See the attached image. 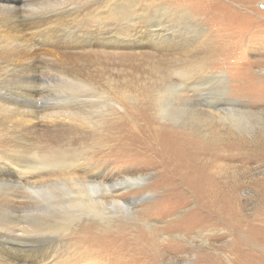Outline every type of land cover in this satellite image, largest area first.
<instances>
[{"label":"rangeland","instance_id":"374dc122","mask_svg":"<svg viewBox=\"0 0 264 264\" xmlns=\"http://www.w3.org/2000/svg\"><path fill=\"white\" fill-rule=\"evenodd\" d=\"M35 1L41 3L47 18L55 16L43 26L47 33L50 30L60 40L63 31L71 28L65 33L69 39L65 36L64 41L76 46L69 51L57 50L52 42L51 48L43 43L46 38L32 42L28 36L29 47H21V40L0 30L3 105L15 102L25 105L22 111L34 112L48 107L46 102L54 99L51 104L57 100L59 112L69 110V114L79 106L83 123L69 121L75 127L67 131L66 139L60 132L56 149L68 148L65 145L72 140L74 146L65 151L91 154L92 162L109 176L121 173L124 164L147 175L146 187L153 185L156 192L139 197L137 208L160 203L158 212L148 214L153 231L143 226L124 230L123 223L105 231L95 226L70 239H33L22 251L15 247L7 229L10 225L3 223L5 215L11 218L12 227L23 229L37 216L27 218L22 209L24 185L0 182V190L10 188L17 196L11 205H5V219L0 220V252L11 256L8 262L28 250L35 258L46 256L42 264H196L199 258H204L203 264H264V165H260L264 159V0ZM7 2L23 4L24 0H0ZM112 29L119 38L113 48H105L106 41L96 53L82 48L93 49V38ZM86 30L97 32L89 35V41H94L88 44L91 48L83 32ZM213 75L224 76L226 81L204 85L203 100L199 98L185 110L196 112V106L201 105L204 111L228 112L236 109L232 100L248 103L261 113L252 117L248 132L228 122L222 126L213 123L209 128L188 126L178 117L157 113L158 99L173 110L176 91L185 84L208 81ZM89 88L97 94L91 100V92L79 93ZM189 89L193 92L197 87ZM9 111L6 107L0 111V165L9 164L10 156L26 155L21 151L29 149L27 144L37 149L43 146L32 139L43 132H24L14 119L17 115L2 113ZM179 116H185L182 109ZM29 132L36 134H25ZM177 167L189 169L191 174H172ZM193 181L207 182L210 187L235 184L236 211L208 223L191 221L200 209L201 214L212 213L206 201L198 203L192 193H188L187 204L181 200L180 194L187 191L184 182ZM168 245L171 250H167Z\"/></svg>","mask_w":264,"mask_h":264},{"label":"bare ground","instance_id":"6f19581e","mask_svg":"<svg viewBox=\"0 0 264 264\" xmlns=\"http://www.w3.org/2000/svg\"><path fill=\"white\" fill-rule=\"evenodd\" d=\"M62 3L67 4L65 1ZM40 5L41 3L38 4L35 0H24L23 4L8 2L0 3V26H2L0 27V30H4L12 37L21 40L22 43L21 41L19 42L21 47L22 45L24 47H29L27 43L31 41L28 42V36L29 39L30 37L32 38V42H34V40L39 42V39L44 40L46 38L45 42L40 41L47 46L49 45V47V43L52 42L55 44L52 47H56L57 50L69 51L76 46V44L64 41L66 40L65 36L68 38V35L65 33L71 28H67L63 31L64 35L60 40L59 37L55 36L50 30L47 33L43 26L55 18V16L47 18V14L43 12V8ZM66 9H68V7ZM83 32L86 36H88V41L90 39L89 35L97 33L95 31L91 32L87 30ZM96 38L99 39L97 40ZM93 40L96 43L93 49H87L85 47L82 48L84 50H89L91 53H96L102 42L106 41L105 48L111 49L116 45L115 40L118 41L119 38L117 37L116 32L112 29L111 31L99 34L97 37L93 38ZM93 40L89 42L87 41L88 47H93L88 45L93 44ZM23 42L26 45L23 44ZM73 42L78 43V40H73ZM121 42H123L122 38ZM12 53L13 57H17L14 52ZM52 56L53 55H51V57ZM33 59L34 58H32V60ZM216 80L223 83L226 81V77H216L213 75L210 80L205 82L196 81L190 84H185L182 90L176 91L174 93L175 95L173 94V110H170L161 98L158 99L156 104L157 113L163 117L169 116L172 119H176L178 117L180 122L188 126L197 127L200 125L209 128L213 123H218L217 125L215 124L216 126H219V124L222 126L221 123L228 122L231 126L248 132L252 117L261 115L259 111H255L256 106L249 105L248 103L247 105H241L238 101L232 100L236 109L228 112L221 109H218V112L216 113L211 110L204 111V108H202L201 105L196 106V112L185 110L186 106L191 103L198 102L199 98L203 100L204 88L202 89V87L204 85L213 84ZM190 87H197V90L192 92L189 89ZM223 90L224 93L227 94V91L225 89ZM89 92L92 93L90 88L79 91V93L86 95H88ZM37 94L38 93H36V95ZM95 95L97 94L94 93L93 95L92 93V96L88 95V97L91 100L92 98L97 97ZM98 98L100 99V97ZM34 99L36 100V98ZM51 101L46 102L48 107H43L32 112L30 109L22 111V108H24L25 105L20 107L19 105H15V102L11 105H3L6 101L5 99H0V111H2V107H6L8 109L10 108L9 112L2 113L8 114V116H11L12 114L17 115L14 119L16 120L18 126L20 125L19 127L22 130H25L24 132H32L37 129L38 131L41 130L44 133H40L39 136H34V138H32L40 144H43L41 148L37 149L31 144H27L26 146H28L29 149L21 151V153H25L26 155L18 158L10 156L8 157L10 161L9 164L0 165V182L8 185H11L12 183L24 185L26 196H24L25 202L22 205V209L26 213L27 218L30 216H37L35 217L37 220L25 229L12 227L11 218L5 215L7 220H4L5 217L2 216V213L4 212L6 214L8 207L5 208V205H11L12 198L17 196L13 194V191L10 188L0 190V220H4L3 223L5 225H10L7 229L14 239L15 247L18 250L23 251L25 246L27 248V244L33 239H42L40 242L57 241L60 240L62 236L70 239L78 233L86 232L89 228L92 229L95 226H99L102 228L100 231H105L116 223H123V225L126 226L124 230H138L139 226H143L148 230L153 231L154 226L151 224L148 214L150 211L158 212L159 208L157 205L160 202H158V204L154 203L146 205L141 210L137 208L139 197L143 199V197L154 195L156 192L153 185L146 187L148 185L146 183L148 176L141 174L134 169H128L125 167V164L120 167L122 168L121 173H115L112 176H109L103 169H98L97 162H92L91 154L87 152H80L78 150H72L71 152L65 151V149H70L74 146L75 142L73 143L72 140L65 145L68 146V148L60 147L59 149H56L55 146H58L60 143L58 137L60 132L62 138L64 137L66 139L67 131L75 127V125L70 122L83 123V119L79 106L78 108H76L77 106L74 107L72 109V113L70 114L67 113L69 110L65 112L63 109V113H60L59 109H61V106L56 104L57 100L55 101V104H51ZM112 103L115 104L114 102ZM30 104H32V102ZM180 109H182L185 113L183 119L179 116ZM61 116H63V119H61ZM69 116H71V118ZM27 124L29 125L27 126ZM25 134L35 135L36 133L29 132ZM45 134H47V136H45ZM52 135L55 137L48 138ZM29 141L31 140L26 142ZM62 141L64 143L63 139ZM22 143H25V141H22ZM236 148L238 149V147ZM28 150L29 153L27 154L26 152ZM259 151L257 156L260 155ZM252 153L254 152L252 151ZM233 156L232 152L231 157ZM183 161L184 160H182V162ZM260 165H264V159L260 161ZM172 174L178 177H185L190 175L191 171L189 169L177 167L172 170ZM184 186L187 191L186 193L180 194L181 200L184 201V204L186 202L188 203V193H192L196 197L198 203H200L199 201H206V208L212 210V213L201 214V211L203 210L200 209L191 221L202 220L208 223L214 218L223 216V214L236 211L233 208L235 199L234 192L236 189L234 188L235 184L228 186L218 184L210 187L207 182L193 181L190 183L184 182ZM37 194L40 196H37ZM117 230H120V227H118ZM175 237L177 238L178 236ZM181 237L186 239L184 235ZM171 248V245L167 246V250H171ZM180 251L181 250H179V252ZM27 253L28 250H26L25 254L12 256V261L8 262V260L11 259V256L4 255V252H0V264H42L46 258V256L43 255H38L35 258ZM203 260L204 258H199V262L196 264H203ZM110 264L125 263L118 262ZM146 264L150 263L146 262ZM152 264H158V262L156 263V261H153Z\"/></svg>","mask_w":264,"mask_h":264}]
</instances>
